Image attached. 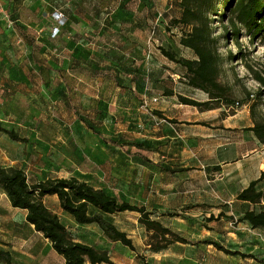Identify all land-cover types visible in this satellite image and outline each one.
<instances>
[{
	"label": "rangeland",
	"instance_id": "obj_1",
	"mask_svg": "<svg viewBox=\"0 0 264 264\" xmlns=\"http://www.w3.org/2000/svg\"><path fill=\"white\" fill-rule=\"evenodd\" d=\"M121 1L125 2L109 5V0H87L86 26L65 28L52 41V12L59 10L74 19L69 0H0V127L30 139L29 144L16 143L0 133V166L22 169L30 183L76 177L120 202L160 214L183 212L185 220L160 219L193 240L212 239L246 253V224L239 223L245 208L235 201L246 185L242 177L246 172V107H223L228 113H241L232 122L235 129L229 130L221 113L204 117L197 109L181 107L177 95L201 102L209 97L190 88L185 80L171 79L169 72L184 69L170 64L159 48L180 58L195 56L179 45L165 13L153 18L143 9L142 0H129L128 7ZM144 4L151 6L152 2ZM212 28L222 57L220 81L232 88L235 101L242 104L260 89L247 66L264 72V38L252 42L244 33L239 46L226 37L219 17H212ZM230 53L243 54V58L231 59ZM135 65H141L139 71ZM168 92L175 96H167ZM68 104L77 109L80 118ZM91 127L120 145L106 144ZM232 138L235 146H225ZM135 142L148 144L149 151L141 153L154 163L188 171L172 174L144 165L134 157L139 150L122 147ZM226 180L236 183L227 187L223 185ZM45 203L75 241L109 250L115 264H143L138 255L150 264H246V260L226 256L211 246L178 244L153 254L138 214L112 216L133 239L135 253L109 243L96 226L77 225L56 197ZM188 206L194 207L184 212ZM221 213H231L236 219L211 221ZM26 215L11 206L0 188V250L12 255L13 264H65L51 243L27 223Z\"/></svg>",
	"mask_w": 264,
	"mask_h": 264
},
{
	"label": "trees",
	"instance_id": "obj_2",
	"mask_svg": "<svg viewBox=\"0 0 264 264\" xmlns=\"http://www.w3.org/2000/svg\"><path fill=\"white\" fill-rule=\"evenodd\" d=\"M156 1V0H155ZM150 2V1H149ZM147 3V2H146ZM180 17L171 18L173 28H179L182 32L180 44L185 50L191 51L194 59L180 58L174 52L159 48L161 54L171 63L184 69L181 79L193 90L201 91L208 95L209 100L197 101L193 98L177 95L181 105L192 107L199 112H208L217 109L235 108L239 105H249L250 117L253 126L248 129L257 140L264 145V72L247 66L253 79L260 85L257 94L249 95L242 104L235 101L232 88L223 85L220 81L222 57L219 52V40L213 33L212 17H219L225 25L226 37L240 46V41L248 36L254 42L264 38V0H181L179 5ZM62 13L66 24L60 28L57 38H52V30L57 25L53 14ZM162 15H159L154 23L153 35H155ZM111 18V17H110ZM53 25L49 32V39L58 40L68 25L66 14L54 10L52 12ZM164 21V20H163ZM10 22V21H9ZM12 25L14 22H12ZM26 39H28L25 36ZM31 42V41H30ZM33 46V45H32ZM32 47L31 54L34 55ZM231 59L241 56L229 54ZM139 71L141 65H135ZM183 76V78H182ZM167 96L174 97V92H168ZM78 118L80 115L77 109L68 104ZM223 117L228 116L223 112ZM234 115L235 112L229 113ZM160 119L166 121L163 115L156 112ZM170 123L176 124V120ZM202 126L204 124H201ZM91 129L94 133L110 146H119L118 142L107 140L98 131ZM0 133L7 135L10 140L16 143L29 144L30 139L21 136L14 130L0 127ZM146 142H135L124 144L122 147L131 146L140 152L134 154L146 166H154L163 172L178 173L186 172L188 169L174 170L164 167L160 163H154L141 151H149ZM216 171H221L217 167ZM264 180V172L261 178L253 181L247 189L241 191L237 200L252 205H261L264 202V190H259L258 185ZM0 188L8 197L14 209L27 212L26 221L34 230L48 240L53 250L65 260V264H115L110 256L109 250H102L73 239L69 229L63 224L60 217L51 211L45 203L50 197H56L63 212L73 218L79 226H96L103 237L112 244H121L132 252H137L133 239L125 231H122L111 219L125 213L139 215L138 222L146 230L150 237L149 250L153 254H160L175 245H186L192 247L211 246L217 251L230 257H239L243 260L251 259L264 263L253 254H246L226 248L221 243L212 239L193 240L183 233L167 227L160 218H186L177 212L165 211L160 214L157 210H149L145 206L133 205L129 202H120L110 195L106 190L90 185L76 177L54 178L30 183L25 171L20 168H3L0 166ZM194 206H188L187 210ZM199 207V206H197ZM213 220H226L234 222L232 216L221 213L218 217H211ZM238 223L235 222V224ZM239 223L248 224L254 230L264 231V209L245 212ZM208 231L211 229L206 227ZM143 264H150L146 257L138 255ZM0 263L13 264L12 255L0 250Z\"/></svg>",
	"mask_w": 264,
	"mask_h": 264
},
{
	"label": "crops",
	"instance_id": "obj_3",
	"mask_svg": "<svg viewBox=\"0 0 264 264\" xmlns=\"http://www.w3.org/2000/svg\"><path fill=\"white\" fill-rule=\"evenodd\" d=\"M116 1L117 0H109V5L115 4ZM118 1H120V0H118ZM128 1L129 0H125V2L124 1H121V2L124 3L125 7H128V3H127ZM149 1L152 2L151 6H147L144 4V3L149 2ZM180 1L181 0H156V1L155 0H142L141 5L143 6V9L146 10V13L153 18H155V15L157 13L160 14L162 12V13H165L166 17L171 19V18L180 17V9L178 7ZM68 5L71 6V8H72L71 10L73 12V17L76 20H74L71 16L66 15V17L68 18L67 30L70 31L72 29V27H75L76 29H78V28L81 29V27L84 28L86 26L85 20L87 19L86 18L87 15L84 12V10L86 9L87 0H69ZM72 20H74V21H72ZM146 21L149 22L150 20L147 19ZM169 28L173 29V33L177 34L176 39H179V45L181 46V44H180V40H181V36H182L181 30L179 28H177V29L173 28L172 26H169ZM150 39L154 41L153 38H150ZM174 39H175V37H174ZM144 40H143V42L146 44L147 41L146 40L144 41ZM147 43H149V42H147ZM170 64L176 66L174 63L170 62ZM168 75L170 76L171 79H175V78L181 79L180 76L183 75V71L182 70H180V71H177V70L174 71L173 70L172 72H169ZM180 106L183 108L195 109V108L184 106L181 104H180ZM244 107H246V125L244 126V128H246V156H243V158L244 159L246 158V172H244V174L242 173V177L246 178V185L242 188L241 191H243L244 189H247L253 181L259 180L261 178L262 173L264 172V145L261 144L257 140V138L255 137V135L252 132L248 131V129L253 126V123H252V119L250 117L249 105H245ZM208 112L212 113V114L206 115ZM208 112L202 113L203 115L205 114L204 117H211V118L212 117H218V115H219L218 113L222 114L223 112H226L228 116L223 117V119H224L223 123H224V127L227 130L235 129L236 126L232 125V122L235 121L236 119H238L239 117H241L240 112H237L234 115H230L225 108L217 109V110H213V111H208ZM178 120L180 122L183 121L181 119H178ZM200 121H202V120H200ZM228 134L234 135L235 133L229 132ZM234 140H235V138H232L231 140L228 139L227 140L228 143L225 144V146H227V147H229L231 145L235 146ZM243 162L244 161H242V160L238 161V163H240V165H242ZM233 183H236V180H226L223 183V185L228 187L230 185H233ZM258 189L264 190V180L259 183ZM238 194H237V196H238ZM237 196H236V198H237ZM236 198H235L236 205H239L240 207L245 208V212L253 211V210L260 212V211H262V209H264V202L261 205H252L249 203L240 202V201L236 200ZM226 203L230 205L231 203H234V202L228 201ZM227 215L231 216L232 214L227 213ZM260 237H264V231L254 230L251 228L250 225H248L246 223V254H253V255L257 256L259 260H262L264 262V239H261ZM246 264H262V263H259L255 260L246 259Z\"/></svg>",
	"mask_w": 264,
	"mask_h": 264
},
{
	"label": "built area",
	"instance_id": "obj_4",
	"mask_svg": "<svg viewBox=\"0 0 264 264\" xmlns=\"http://www.w3.org/2000/svg\"><path fill=\"white\" fill-rule=\"evenodd\" d=\"M54 19L57 23V25L52 30V38H57L60 34V28L63 27L66 24V19L62 13L55 12L53 14ZM10 25H12L11 22H9ZM154 102H157V100H154ZM165 122V121H164Z\"/></svg>",
	"mask_w": 264,
	"mask_h": 264
}]
</instances>
